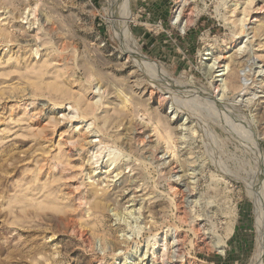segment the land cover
Listing matches in <instances>:
<instances>
[{"label": "rangeland", "instance_id": "rangeland-1", "mask_svg": "<svg viewBox=\"0 0 264 264\" xmlns=\"http://www.w3.org/2000/svg\"><path fill=\"white\" fill-rule=\"evenodd\" d=\"M262 251L264 0H0V264Z\"/></svg>", "mask_w": 264, "mask_h": 264}, {"label": "bare ground", "instance_id": "bare-ground-1", "mask_svg": "<svg viewBox=\"0 0 264 264\" xmlns=\"http://www.w3.org/2000/svg\"><path fill=\"white\" fill-rule=\"evenodd\" d=\"M126 1H127V0H126ZM123 2H124V0H123ZM120 3H122V2H120ZM125 3H126V2H125ZM125 3H124V4H125ZM122 4H123V3H122ZM122 4H121V5H122ZM127 4H128V3H127ZM123 6H124V5H123ZM126 7H127V5H126ZM127 9H128V8H127ZM127 9H126V12H127ZM124 10H125V9H124ZM124 13H125V12H124ZM125 18H126V17H125ZM124 22H125V21H124ZM124 24H125V23H124ZM125 27H126V26H125ZM121 30H122V29H121ZM121 32H123V31H121ZM125 32H126V31H125ZM123 33H124V32H123ZM126 33H127V32H126ZM122 35H123V34H122ZM124 35H125V33H124ZM127 47H128V46H127ZM125 49H126V48H125ZM127 49H128V48H127ZM127 49H126V51H127ZM129 51H130V50H129ZM127 54H128V53H127ZM131 55L133 56V54H131ZM133 57H134V56H133ZM134 58H135V57H134ZM134 60H135V59H134ZM137 61H138V60H137ZM140 63H141V62H140ZM218 64H219L218 61H217V62L214 61V63H213L212 65H213V66H216V65H218ZM140 66H141V65H140ZM142 66H143V65H142ZM218 66H219V65H218ZM220 67H221V66H220ZM220 67H218V68H220ZM224 68H225V67H224ZM220 71H221V69H220ZM217 72H218V71H217ZM219 73H221V72H219ZM219 73L216 75V77H219V76H223V75H224V74H219ZM96 89H97V88H96ZM215 99H216V98H215ZM218 100H220V99H218ZM218 102H219V101H218ZM71 116H73V115H71ZM73 119H74V118H73ZM86 128L88 129V127H86ZM89 132H90V131H89ZM94 133H96V131H94ZM94 133H92V134L94 135ZM250 133H251V132H250ZM92 134H91V135H92ZM96 136H97V135H95V137H96ZM92 140H93V139L89 140V141L87 142V144H89V145L91 146V145H93V144H95V143L97 142V140H95V141H94V140L92 141ZM144 141H145V140H144ZM260 152H261V151H260ZM96 154H97V153H96ZM95 157H96V159H95L96 161L94 162L95 164H94V166H93L92 168L97 169V167H99V156L96 155ZM108 160H109V159H108ZM259 189H260V188H259ZM260 191H261V190H260ZM255 192H256V191H255ZM260 199H261V198H260ZM260 201H261V200H260ZM174 205H175V204H174ZM90 208H91V209H94V210H99V202H98V201H97V202H96V201L93 202V203L91 204ZM182 216H183V215H182ZM182 218H183V217H182ZM184 219H185V218H184ZM173 227H174V226H173ZM67 229H68V228H67ZM176 229H177V228H176ZM84 232H85V231H84ZM76 233H77V232H76ZM81 233H82V232H81ZM78 235H79V234H78ZM80 237H81V239H83L85 242H87V241L89 242V240H88L89 237H88L87 234H83V233H82V234H80ZM176 239H177V238H176ZM173 241H174V240H173ZM173 241H172V242H173ZM172 242H171V243H172ZM174 243H176V245L173 244L174 247H175V246L177 247V245L179 244L178 241H176V240L174 241ZM178 248H179V247H178ZM262 252H263V251H262ZM145 255H146V254H145ZM145 255H144V256H145ZM263 256H264V252H263L262 256L260 255V259H259L260 262H259V264H264V257H263ZM144 258H145V257H144ZM148 258H149V255H148ZM143 260H144V259H143Z\"/></svg>", "mask_w": 264, "mask_h": 264}]
</instances>
